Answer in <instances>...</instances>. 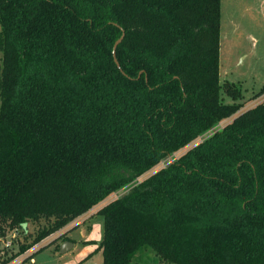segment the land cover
I'll list each match as a JSON object with an SVG mask.
<instances>
[{
  "label": "trees",
  "instance_id": "16d2710c",
  "mask_svg": "<svg viewBox=\"0 0 264 264\" xmlns=\"http://www.w3.org/2000/svg\"><path fill=\"white\" fill-rule=\"evenodd\" d=\"M221 11L0 0V233L43 219L37 243L205 135L98 211L102 264H264V100L220 75Z\"/></svg>",
  "mask_w": 264,
  "mask_h": 264
},
{
  "label": "rangeland",
  "instance_id": "374dc122",
  "mask_svg": "<svg viewBox=\"0 0 264 264\" xmlns=\"http://www.w3.org/2000/svg\"><path fill=\"white\" fill-rule=\"evenodd\" d=\"M221 7L219 71L223 80L230 79L241 85L243 96L240 101L243 104L238 112H243L264 100V93L254 96L264 87V0H221ZM224 99L231 101L226 95ZM229 120L231 117L221 120L220 123L226 124ZM197 142L198 139L189 143L176 151L174 156H179ZM158 167L151 170L155 171ZM83 218L76 225H65L37 243L32 242L39 227L47 223L45 220L29 221L25 230L17 229L18 234L15 237L12 236L15 229L10 230L7 227L4 234L0 233V262L20 251L21 244L32 243L9 262L24 257L19 264H102L103 254L99 245L104 231L103 215L93 212L88 218ZM65 237L72 239L74 246L61 253L58 247L68 239ZM9 240L11 244H7ZM40 245L42 246L39 249ZM27 253L31 254L30 257H27ZM155 259L154 252L147 250L137 255L132 264H160Z\"/></svg>",
  "mask_w": 264,
  "mask_h": 264
},
{
  "label": "built area",
  "instance_id": "2783aa9c",
  "mask_svg": "<svg viewBox=\"0 0 264 264\" xmlns=\"http://www.w3.org/2000/svg\"><path fill=\"white\" fill-rule=\"evenodd\" d=\"M224 124H225V123H220V122H218L216 125H214V126L208 131V133H209V132L212 133V132L216 131L217 129L222 128V127L224 126ZM226 124H227V123H226ZM204 138H205V135H201V136L198 138V140H199V141H202ZM197 143H198V142H197ZM175 152H176V151H175ZM175 152H173V153L167 155L166 158H165L164 160H162V161L160 162V164L158 165V166H159L158 169L161 168V167H163V166H165V165H167L168 163L174 161V159H176V158L178 157V156H177V157L174 156V153H175ZM166 160H167V161H166ZM151 172H152V171H150V173H151ZM150 173H149V171H148V172H146V173H143V174L137 176L135 179H133L132 182H130V185H129V186L120 188L118 191H116L115 193H113L109 198H107V199L101 201L100 203L94 205V206L91 207L89 210H87L85 213H83V214H81L80 216H78V217H76L75 219H73V220L69 223L70 225H68V226H66V227H72L73 225H76L77 222H79V221L81 220V217H84V218H83V220H84V219L88 218L89 215H90L91 213H93V212H98V211H99L104 205H106L107 203H109L111 200L117 198V197H118L119 195H121L122 193L126 192L130 187H132L133 185H136L137 183L142 182L146 177H148V176L150 175ZM144 174H145V176H143ZM17 234H18V230L15 229V230L13 231V233H12V236L15 237V236H17ZM7 244H11V241H10V240L7 241ZM41 246H42V245L38 246V248L40 249ZM26 255H27V257H30L31 254H28V253H27ZM23 258H24V257H23ZM23 258H22V259H21V258H18V259L16 258V259H14V260L11 261V262L8 261L9 263L7 262L6 264H17V263L19 264V263L23 260ZM31 259H32V258H31Z\"/></svg>",
  "mask_w": 264,
  "mask_h": 264
},
{
  "label": "water",
  "instance_id": "95a60500",
  "mask_svg": "<svg viewBox=\"0 0 264 264\" xmlns=\"http://www.w3.org/2000/svg\"><path fill=\"white\" fill-rule=\"evenodd\" d=\"M124 34H125V31H124V29H122V34L120 35V37H118V38L116 39V41H115V43H114V45H113V55H114V60H115V62L117 63V65H118L119 67H120V62H119V60H118V58H117L116 50H117V46H118V44L122 41V39H123V37H124ZM122 71H123V69H122ZM73 245H74L73 241H71V240H69V239L64 240V241L61 243L60 247H59V251H60L61 253H65V252L69 251V250L73 247Z\"/></svg>",
  "mask_w": 264,
  "mask_h": 264
},
{
  "label": "crops",
  "instance_id": "0c3cea01",
  "mask_svg": "<svg viewBox=\"0 0 264 264\" xmlns=\"http://www.w3.org/2000/svg\"><path fill=\"white\" fill-rule=\"evenodd\" d=\"M69 239V238H68ZM69 240H72V239H69ZM74 246V245H73Z\"/></svg>",
  "mask_w": 264,
  "mask_h": 264
}]
</instances>
